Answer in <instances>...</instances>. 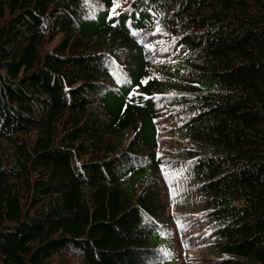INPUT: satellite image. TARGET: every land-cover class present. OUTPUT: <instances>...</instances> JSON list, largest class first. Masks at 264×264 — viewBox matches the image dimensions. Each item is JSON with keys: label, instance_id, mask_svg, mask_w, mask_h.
Returning <instances> with one entry per match:
<instances>
[{"label": "trees", "instance_id": "1", "mask_svg": "<svg viewBox=\"0 0 264 264\" xmlns=\"http://www.w3.org/2000/svg\"><path fill=\"white\" fill-rule=\"evenodd\" d=\"M174 205L264 264V0H0V264L174 261Z\"/></svg>", "mask_w": 264, "mask_h": 264}, {"label": "rangeland", "instance_id": "2", "mask_svg": "<svg viewBox=\"0 0 264 264\" xmlns=\"http://www.w3.org/2000/svg\"><path fill=\"white\" fill-rule=\"evenodd\" d=\"M165 123L166 126L163 131L164 138L162 140L165 147L163 148V154L169 162L174 164V161L169 157V154L173 152L177 140L179 139L178 133L176 132L177 126H173V124H176V121L167 118ZM170 211L175 213L178 220H180L175 223L176 225L180 224L183 219L187 220L186 224L190 226L188 227L187 233H190L182 238L183 244L176 246L178 258L174 261H168L165 264H214L215 255L214 251L210 249L209 238H207V244L205 242V244L203 242H197L203 239V233L206 228L203 221L199 217H195V210L174 205L170 207ZM190 240H194L196 243L189 244Z\"/></svg>", "mask_w": 264, "mask_h": 264}]
</instances>
